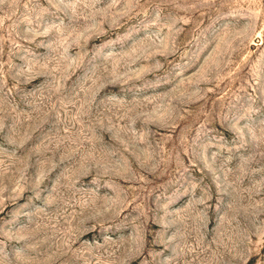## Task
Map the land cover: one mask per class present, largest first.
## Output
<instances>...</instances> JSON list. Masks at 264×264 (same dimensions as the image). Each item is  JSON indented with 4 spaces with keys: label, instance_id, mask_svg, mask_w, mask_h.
Returning a JSON list of instances; mask_svg holds the SVG:
<instances>
[{
    "label": "rangeland",
    "instance_id": "374dc122",
    "mask_svg": "<svg viewBox=\"0 0 264 264\" xmlns=\"http://www.w3.org/2000/svg\"><path fill=\"white\" fill-rule=\"evenodd\" d=\"M0 264H264V0H0Z\"/></svg>",
    "mask_w": 264,
    "mask_h": 264
}]
</instances>
